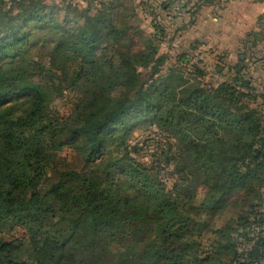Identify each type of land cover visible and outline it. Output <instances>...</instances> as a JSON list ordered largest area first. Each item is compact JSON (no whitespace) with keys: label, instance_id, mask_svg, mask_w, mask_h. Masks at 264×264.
Returning <instances> with one entry per match:
<instances>
[{"label":"trees","instance_id":"obj_1","mask_svg":"<svg viewBox=\"0 0 264 264\" xmlns=\"http://www.w3.org/2000/svg\"><path fill=\"white\" fill-rule=\"evenodd\" d=\"M73 1L0 0V232L23 231L0 237V264H264V102L247 103L244 62L231 84L192 86L162 74L167 57L129 27L127 0ZM87 81L91 97L57 133L48 108ZM141 119L180 137L192 159L165 157L176 176L203 172L200 217L161 197L137 161L128 138ZM65 145L72 161H56Z\"/></svg>","mask_w":264,"mask_h":264},{"label":"rangeland","instance_id":"obj_2","mask_svg":"<svg viewBox=\"0 0 264 264\" xmlns=\"http://www.w3.org/2000/svg\"><path fill=\"white\" fill-rule=\"evenodd\" d=\"M47 1L62 5V0ZM127 1L133 10L128 19L129 27L138 26L147 39L155 37L152 45L157 48L158 56L167 57L162 74L172 70V74H182L192 86L216 88L222 83H232L231 68L239 58L248 69L257 95L247 103L254 107L264 102V14H259L264 9V0H191L186 8H182L184 0ZM73 4L82 5L80 0H74ZM195 4L200 5V9L195 10ZM249 33L256 37L247 38ZM129 35L131 49L144 46L139 36ZM247 41L255 43V47L245 49ZM12 49L11 46L7 51ZM245 51L256 55L252 60H245L242 56ZM92 89V83L87 81L74 90L65 91L61 98L51 103L47 120L54 124L57 133H68L71 122L91 97ZM141 120L131 129L128 138L131 144L142 147L137 161L154 177L161 197L173 198L183 215L200 217L211 199L203 172L188 175V169H184L176 176L173 166H166L165 157L170 156L171 151H180L181 162L189 165L192 159L179 142L180 137H176L174 129H161L158 121L150 125L147 120ZM73 156L65 145L54 158L72 161ZM175 183L177 191L173 189ZM262 193L264 204V188ZM22 234L20 229L4 230L0 237L7 239Z\"/></svg>","mask_w":264,"mask_h":264},{"label":"crops","instance_id":"obj_3","mask_svg":"<svg viewBox=\"0 0 264 264\" xmlns=\"http://www.w3.org/2000/svg\"><path fill=\"white\" fill-rule=\"evenodd\" d=\"M255 10H256V6H255ZM257 10H258V7H257ZM259 14H260V15L264 14V9L260 10V11H259ZM246 22H247V21H246Z\"/></svg>","mask_w":264,"mask_h":264}]
</instances>
